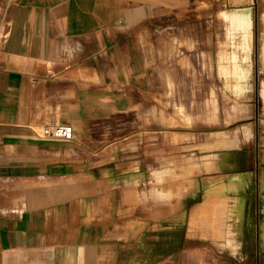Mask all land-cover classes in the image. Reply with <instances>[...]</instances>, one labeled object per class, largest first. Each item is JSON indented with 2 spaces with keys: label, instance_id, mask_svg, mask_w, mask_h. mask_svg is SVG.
Masks as SVG:
<instances>
[{
  "label": "crops",
  "instance_id": "0c3cea01",
  "mask_svg": "<svg viewBox=\"0 0 264 264\" xmlns=\"http://www.w3.org/2000/svg\"><path fill=\"white\" fill-rule=\"evenodd\" d=\"M206 2L0 0V264H180L182 254L197 253V236L240 251L243 225L254 226V205L264 201V145L258 159L241 164L237 131L255 136L257 122L218 124L206 112L188 131L165 124V109L181 108L177 94L211 93L223 78L228 87L223 70L205 72L198 85L168 56L182 36H193L198 12H211ZM259 97L264 116V75ZM60 124L73 127L70 138L44 134ZM216 131L202 144L209 152L183 147L194 134L165 140L166 132L204 140ZM177 147L189 152L183 165ZM228 152L231 168H206ZM177 185L185 191L183 216ZM152 202L167 224L151 231L160 239L149 247L141 228Z\"/></svg>",
  "mask_w": 264,
  "mask_h": 264
},
{
  "label": "rangeland",
  "instance_id": "374dc122",
  "mask_svg": "<svg viewBox=\"0 0 264 264\" xmlns=\"http://www.w3.org/2000/svg\"><path fill=\"white\" fill-rule=\"evenodd\" d=\"M252 6L253 8V20H254V30H253V45L251 52V61H252V76L250 80L252 82V88L244 91L239 96V100L244 101V103H239V100L235 99L237 97V92L235 89L232 91L229 87H226V78H223V82H218L217 87H213L211 93L206 92H197L195 94H189L188 92H181L177 94V99L181 102V108L175 107L170 109H165L166 119L165 124L170 127V130H180V131H188L193 128L194 124H198L200 122H204L206 119L205 113L207 112V120H210L214 123H220L222 120L227 122H234L238 119H248L249 121H256V132L257 134L251 135L250 130H247V135L244 130L241 129L242 133L237 134L240 135L241 146L239 147V161L241 164H246L252 157L253 160L258 159L260 146L264 145V140L260 137V120L263 121L262 118V102L259 97V82L260 77L264 75V65L261 62V48L263 43V31H264V22H263V14H264V0H207L206 6L207 8L211 6V12H207V17L199 16L197 18V29L193 32V36L191 37H181L179 42L173 46H170L168 49V56L170 55L173 58H177L179 60V64L181 69L192 70V74H194V78L197 80L198 85L200 84L203 78L202 76L207 72V74H211L212 72H217L219 68V63L221 59V48L223 45L219 44L220 41H223L224 47L228 53L233 51H237L240 56L243 55V51L240 47H236L234 44L228 43L227 39V28L226 24L221 18L220 14L225 9H230L232 7H243V6ZM208 10V9H207ZM206 21V27L202 25ZM231 46V47H230ZM222 80V78H220ZM216 83V82H215ZM214 83V84H215ZM255 84V88H254ZM247 95V96H246ZM173 98V94H165V99L170 100ZM190 100L196 101V108H184L183 106H189L188 104L184 105V102H189ZM246 105L247 107L241 108L240 106ZM206 106V109H205ZM179 110L183 111L185 115L190 116V120H186L179 113ZM254 113V114H253ZM193 117V118H192ZM217 133L212 132L207 135V138L204 140L198 139L201 134H195L193 132H182L180 135V140L177 138L179 133L166 132V142L169 143H179L184 142L192 138L194 134V143L191 145H184V148H193L199 147L201 151H213L212 149L206 148V145L210 142H213L217 138ZM251 135V136H250ZM183 136V137H181ZM230 138H235L229 134ZM120 147L124 149L123 146ZM119 142V145L121 144ZM156 141L149 142L152 145L151 150L156 149ZM141 142H139L138 146H134V148L141 147ZM182 145V144H180ZM231 149V148H230ZM176 155L179 156L180 161L178 165H183L188 158V155H185L189 152H181L182 148L177 147ZM181 155V156H180ZM209 156V154H208ZM197 159L193 156L191 158L190 164L193 165ZM198 161V160H197ZM197 163V162H196ZM151 177L156 176L154 173H150ZM183 176V174H182ZM151 181V179H150ZM156 181V180H155ZM249 190V189H248ZM247 190V191H248ZM246 191V192H247ZM173 189L170 188L166 190L165 195L172 194ZM175 193L180 196L181 203L180 206L177 205L182 211L183 216V197H185L184 187L177 185L175 188ZM158 206L155 202H152L148 206V214L149 220L144 225L146 228H141L145 234H148L147 237H143V244L145 246H156V240L160 239L158 237L153 236L152 230H161L162 224H167V222L162 221L163 216L167 217V213L162 214L157 211ZM160 207V206H159ZM188 206H186V211ZM174 207H171V212ZM254 208L258 211L256 216V221L253 227H246L238 240L239 244V252L232 253L225 246L216 244L212 241V243L207 242L204 243L201 236L198 237V241L196 243L197 253L194 255L191 253L190 257L188 253L182 254L180 264H264V237H263V224H264V201H257L254 205ZM168 214H172V213ZM244 218L245 216V204H244ZM245 223V219H244ZM249 226H252L253 222L251 219L247 221ZM167 228V227H166ZM134 238H137L134 236ZM140 240V237H138ZM228 255H230L228 257ZM232 255V256H231ZM152 260L156 258L157 253L153 252L150 254Z\"/></svg>",
  "mask_w": 264,
  "mask_h": 264
},
{
  "label": "bare ground",
  "instance_id": "6f19581e",
  "mask_svg": "<svg viewBox=\"0 0 264 264\" xmlns=\"http://www.w3.org/2000/svg\"><path fill=\"white\" fill-rule=\"evenodd\" d=\"M220 16L226 24L228 43L234 44L236 47H240L243 51L242 56H240L236 50L232 53L231 51L228 53L224 47V43L221 48L222 56L219 63V68L227 74V85L229 89L231 91L232 89H235V92H237V97L235 98L237 100L241 93H243L242 86L244 83L249 84V88H252L250 77L252 76L251 52L254 33L253 8L250 5L232 7L230 9L223 10ZM261 59V62L264 65V45L261 48ZM239 103H244V101L239 100ZM240 107L243 108L247 106L242 105ZM181 115L186 120H190V116L183 113ZM232 146H234V143L229 140L228 147L231 148ZM229 158V152L223 154L221 157L216 156L207 163L206 168L209 170L231 168L232 163Z\"/></svg>",
  "mask_w": 264,
  "mask_h": 264
},
{
  "label": "built area",
  "instance_id": "2783aa9c",
  "mask_svg": "<svg viewBox=\"0 0 264 264\" xmlns=\"http://www.w3.org/2000/svg\"><path fill=\"white\" fill-rule=\"evenodd\" d=\"M74 133L73 127L68 124H60L48 126L44 130V134L49 137L70 138Z\"/></svg>",
  "mask_w": 264,
  "mask_h": 264
}]
</instances>
